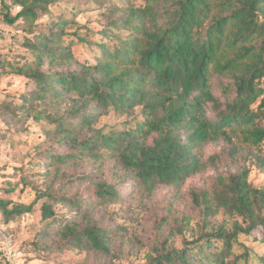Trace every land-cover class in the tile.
<instances>
[{
    "label": "trees",
    "instance_id": "obj_1",
    "mask_svg": "<svg viewBox=\"0 0 264 264\" xmlns=\"http://www.w3.org/2000/svg\"><path fill=\"white\" fill-rule=\"evenodd\" d=\"M10 1L19 11L14 16L7 11L4 22L20 21L27 31L55 2ZM108 1L98 41L78 30L67 32L75 20L60 17L26 44L33 62L13 69L34 85L20 109L29 114L33 103L39 105L33 119L53 125L47 134L64 153H46L54 172L34 200L15 204L0 198V215L8 223L31 212L39 199L63 203L70 216L47 225L44 249L59 243L66 250L108 255L117 236L94 211L122 201L118 184H130L138 203H144L160 187L176 188L207 166L216 168L220 156L203 162L202 152L222 141L236 171L217 174L210 189L192 191L209 230L184 240L181 249L167 247L164 240L141 264H237L231 257L240 237L258 231L252 241L264 245V183L248 182L250 167L264 174V0ZM1 4L8 9L4 0ZM72 42L94 46L93 62L77 60ZM213 77L222 101L212 91ZM110 113L134 123L106 133L94 127ZM109 162L116 164L118 182L103 178ZM82 163L92 170L74 182H87L91 199L55 191L56 181L66 178L65 188L71 181L60 169ZM219 212L241 221L230 228L214 226L208 219ZM53 216L43 205L41 220Z\"/></svg>",
    "mask_w": 264,
    "mask_h": 264
},
{
    "label": "rangeland",
    "instance_id": "obj_2",
    "mask_svg": "<svg viewBox=\"0 0 264 264\" xmlns=\"http://www.w3.org/2000/svg\"><path fill=\"white\" fill-rule=\"evenodd\" d=\"M106 2L55 0L49 6L48 14L41 15L33 30L27 31L20 21L13 26L4 22L3 16L7 11L14 16L19 8L12 6L10 0H4L6 9L0 0V198L15 204L30 203L37 190L46 188L48 177L54 172L46 153H64V148L54 146L47 134L53 125L33 119L36 109L40 110L39 105L33 103L34 111L29 114L20 109L26 104L24 99L34 90L32 82L12 72L14 68L33 62L34 57L26 44L32 42L34 36L47 32L60 17L75 20L65 29L67 32L78 30L81 35L87 33L92 42L98 41L100 24L105 22L104 14L109 6V1ZM65 39L67 42L71 37ZM71 49L81 62L92 63L97 54L92 45L72 42ZM211 82L214 95L222 101L216 77ZM125 122L130 125L134 123L125 116L117 117L110 113L100 118L94 127L106 133L110 129H123ZM224 150L222 141L206 145L202 161L218 155L220 160L216 168L207 166L200 173L186 178L176 188L160 187L144 203H138L130 184L126 187L118 184L123 194L122 201L98 207L94 211L95 218L111 228L113 235L117 236L108 255L66 250L59 243H54L52 250L44 249L41 235L47 225L70 216L63 203H55L48 198L39 199L31 212L8 223L0 215V264H141L144 262L143 256L164 240H168L167 247L181 249L184 240H190L202 230H209V227L203 228L202 208L193 203L192 191L210 189L217 174L227 175L237 169ZM115 165L114 162L103 165L101 172L108 182H118L114 177ZM60 170L71 181L67 188L64 187L66 178L62 182L56 181L53 187L55 191L60 189L68 196L78 194L87 200L91 199L90 185L85 181L74 182L78 175L92 170L90 163ZM248 182L253 187H259L264 183V174L250 167ZM7 189H11V193L6 194ZM43 205H49L54 214L47 221L41 220ZM208 220L214 226L223 225L226 228H230L235 220L241 221L222 212L210 216ZM251 234L252 237L242 236L240 242L234 244L231 258L236 259L237 264H261L264 259V245L252 241L253 237L258 238V231ZM245 255L246 260L243 258Z\"/></svg>",
    "mask_w": 264,
    "mask_h": 264
}]
</instances>
